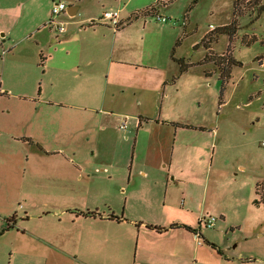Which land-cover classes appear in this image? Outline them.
Listing matches in <instances>:
<instances>
[{
	"label": "rangeland",
	"instance_id": "rangeland-1",
	"mask_svg": "<svg viewBox=\"0 0 264 264\" xmlns=\"http://www.w3.org/2000/svg\"><path fill=\"white\" fill-rule=\"evenodd\" d=\"M2 1L7 4L0 20V29L3 30L0 32V89L10 88L13 96L0 98V236L7 230L5 218L17 212L19 232H22L20 229H33L53 239H60L68 233L80 238L87 248L84 252L90 256V264H133L131 257L126 262L119 258L108 260V249L115 246L117 241L135 243L132 238L128 239L125 229L112 225L103 231L90 221L76 219L72 215L75 212L98 211L120 216L127 210L129 219L136 221L156 222L162 217L160 212L141 213L142 199L151 189L158 187L136 176L137 159L133 162V170L130 169L134 148L132 134H127L128 138L125 139L126 134L117 128L119 122L116 123L124 117L110 118L114 131L106 139V146L110 149L107 154L92 155L88 150L81 154H65L62 159L56 156L42 157L34 148L16 142L13 137L20 135L24 128L21 125L16 128L20 120L14 112L8 115L4 111L6 105L15 102L14 95L31 96L35 90L37 92L43 80L41 55L47 58L52 52L48 47L53 45L58 34L57 28L49 29L47 26L52 18V4L63 2L71 7L74 2ZM115 1L82 0L80 10L73 18L61 14L54 20L64 23L66 32L89 15L99 19L107 10L133 12L131 15L138 16L141 22L146 21L147 30L158 39L160 57L170 53L171 58L174 50V61L192 63L194 70L178 83L177 97L184 105L165 108L162 114L181 122L189 121L206 132L195 133L193 137H188L190 139L185 137L178 145L186 149L174 156L171 177L175 176V181L181 182L177 187L172 185L167 198L165 184L161 183L157 189L159 205L166 203L168 207L173 205L177 209L185 205L190 215L180 218V215L173 213L171 218L176 221L180 219V224H175L179 226H186L184 222L196 223V230L202 215L216 218L214 228L203 227L202 237L197 240V244L200 242L198 245L208 249L199 252L196 264H226L224 261H227L228 255L259 256V250L264 249V201L256 195L255 186L264 184V12L257 16L252 7L254 1L258 6L264 5V0L246 1L243 12L235 16L232 9L234 0H174L160 12H156L152 0ZM149 9L167 19L171 18L172 21L167 22L169 28L151 16L143 17L149 14ZM184 19L190 22L186 34L182 25ZM233 21L236 31L232 38L218 36L212 49L206 50L205 36L212 35L209 33L211 30ZM44 25L47 28H43ZM174 31L179 32L180 42L178 46L174 42L169 47L170 34ZM151 34L146 35L143 41V47L150 50L151 46H156L149 42ZM161 39L166 42H161ZM40 41L46 44L41 50L37 45ZM145 48L142 49L141 63L153 59ZM228 59L232 60L229 64ZM227 66L230 78L221 92L219 73ZM166 94L171 98L170 90H166ZM161 98L165 99L160 94ZM117 100L134 104L135 109L130 108V115L137 116L141 111L145 115H153L155 112L152 104H142L145 97L141 99L128 95ZM137 101L140 103L135 104ZM133 123L129 118L128 127L132 128ZM86 135L88 133L73 134V146L90 147L96 138L91 135L86 138ZM51 164L70 167L55 173L48 168ZM79 164H83V167L75 171V166ZM67 177L73 178L72 181H76L73 187L82 192H78L77 197L63 193V200H58L59 193L44 186L50 184L45 181ZM131 178L134 179L132 185ZM261 190H264V185ZM199 204L205 208L197 209ZM34 215L39 217L34 218ZM25 216L29 219L23 220ZM2 226L4 229L1 231ZM14 235L11 233L0 239V264H11L9 243L16 244L17 240L12 237ZM17 238H20L19 235ZM181 238L178 237V241L181 242ZM204 240L215 247L205 244ZM188 250L192 251L190 243ZM97 251L103 260L101 256L98 260L94 258ZM17 258L21 264H31L23 256ZM42 261L43 258L38 256L33 263L41 264ZM179 264L195 263L188 258Z\"/></svg>",
	"mask_w": 264,
	"mask_h": 264
},
{
	"label": "crops",
	"instance_id": "crops-1",
	"mask_svg": "<svg viewBox=\"0 0 264 264\" xmlns=\"http://www.w3.org/2000/svg\"><path fill=\"white\" fill-rule=\"evenodd\" d=\"M71 1L74 2L71 5L72 8L63 14L70 19L79 12V3L82 0ZM172 1L174 0H152V4L157 12H160L165 10L167 4ZM6 4L0 0V20L3 19L1 14ZM119 13H121L122 26L117 30L110 27L106 21L101 20V17L97 19L93 15H89L81 23L75 24L71 30L63 33L58 32L57 39L53 45L48 47L52 52L48 54L47 58L41 55L43 80L40 82L37 92L35 90L34 95L31 96L14 95L15 102L13 101L10 106L6 105L4 111L8 115L14 112L20 120L17 121L19 124L16 128H19L20 125L21 128H24L19 133L20 135L13 137L16 142L25 145V147L34 148L42 157L56 156L62 159L65 154H81L88 150L92 155L104 156L110 151L106 146V139L114 131L110 118L119 116L121 119L124 117L120 121H116V123L119 122L118 129L123 121L127 123L130 118L134 121L132 128H129L127 124V129H120L126 134L125 139L130 133L134 141L130 169L133 170V162L137 159L139 163L135 165L136 176L141 177L149 184H156L158 188L161 183H164L165 197L167 198V193L172 189V185L177 187L181 182L175 181V176L171 177L173 176L174 156L186 149V147L182 148L178 145L183 142L185 137H193L195 133L202 131L206 132L205 129L202 130L201 127L189 121L181 122L174 117H164L162 114L165 108H178L184 105L177 97L179 95L178 83L195 67L192 63L185 62L189 67L185 72L180 73L179 66L174 61V50L171 56L173 59L170 58V53H166L162 57L159 56L158 39L147 30L146 21L141 22L138 17L134 18L133 14L131 15L133 12L119 11ZM50 15L52 17V14ZM143 17L148 18L149 16ZM184 20L185 24L182 25L184 34H186L190 22L189 19ZM82 23L85 26L80 25ZM162 24L168 28L170 26L167 23ZM47 26L49 29L54 27L49 23ZM47 26L42 27L47 28ZM2 31L0 29V32ZM148 34H151L149 42L156 45L155 47L151 46L152 50L143 47V41ZM180 37L179 32H172L168 46H172L174 42H180ZM162 41L166 42L161 39ZM37 45L40 50L46 46L42 41L37 42ZM144 48L153 58L147 63H141L142 54H144L142 49ZM160 60L162 61L160 62ZM166 90H170L171 98L167 94L165 95ZM11 92L10 88H1L0 98L13 96ZM152 94H154L153 97ZM160 94L165 99H159ZM128 95L141 99L145 97L146 100L142 104H152L155 109L154 114L145 115L141 111L137 113V116L130 115L129 110L131 107L135 109L134 104L129 101L117 100L118 97L126 98ZM139 103L140 101H137L135 104ZM120 105L122 106L119 108ZM119 111L123 113H119ZM79 132L88 133L93 138L95 136V142H92L90 147L73 146V134H79ZM186 143L188 144V141ZM64 167L66 169L70 166L66 164L48 166L55 173ZM75 167V171H78L83 167V164ZM72 179L67 177L49 180L45 182L50 184L44 186L51 187L53 191L55 189L59 193L58 200H63V195L61 196L63 193L77 197L78 192L82 191L77 190L76 186L73 187L72 184L76 181H72ZM133 183L134 179L131 178L130 185ZM158 188L151 189L149 194L142 199L143 204L141 205V213L145 215L156 212L162 214L163 218L161 217L156 222L129 219L127 210H124L120 216L101 214L98 211L92 212L94 215L89 218L74 213L72 215L76 219L90 221L103 231L112 225H115L117 229L123 228L128 232V239L135 240V243L132 244L127 241L124 243L117 241L115 246L108 249L110 252L108 260L119 258L126 262L131 257L133 264H179L185 259L191 258L196 264L199 252L208 249L197 244V233L178 227L162 232L154 229L169 228L170 225L180 224V219L176 221L171 218L173 213L180 215V218L182 215H190V211L185 209V205L178 206V209L173 205L168 207L166 203L159 205ZM181 194L184 193L181 191ZM13 204L17 205V203ZM202 208L205 206L199 204L197 209ZM16 213L11 216L13 217L12 228L3 231L4 233L0 236L1 239L2 236L7 237L11 233H15L12 237L17 240L16 244L9 243L11 245V264H21L17 258L20 256L29 259L31 264H34L33 260L38 256L43 258L41 264H90V256L84 252L87 248L83 246L80 238H74L68 233L60 239H53L33 229L30 231L20 229L22 232H19L17 229L19 217ZM202 214L204 213L202 212ZM38 217V215H34V218ZM8 218L10 217L8 216L5 220ZM27 218L29 219L28 216H25L23 220ZM184 224L196 230V223L184 222ZM3 226L1 231L4 229ZM148 226H152V228H148ZM202 229L203 227L198 225L197 231L201 236ZM17 235L20 238H17ZM178 237H182L183 240L178 241ZM189 243L192 247L191 252L188 250ZM94 254L96 260L99 256L103 260L98 251ZM258 254L260 255H228L227 261H223L226 264H264V249H260Z\"/></svg>",
	"mask_w": 264,
	"mask_h": 264
},
{
	"label": "trees",
	"instance_id": "trees-1",
	"mask_svg": "<svg viewBox=\"0 0 264 264\" xmlns=\"http://www.w3.org/2000/svg\"><path fill=\"white\" fill-rule=\"evenodd\" d=\"M246 1H248V3H250V0H234L233 1V3H232V9H233L234 16L237 15V14H240L241 12H243V10L245 8V5H246V3H245ZM252 9L253 10H256V14H257V16H259V15H261L264 12V5L258 6L256 4V2L254 1V6L252 7ZM147 16H151V17L154 18V14L153 13L148 14ZM137 17L138 16H135L134 18H137ZM235 31L236 30L234 29V21L232 23H230L229 25L217 27L214 30H211L209 33H211L213 36L212 35H210L208 37L205 36V41H204L205 42V45H204L205 46V49L208 50V51L211 50L212 45L215 44L218 36L225 35L229 39H231L232 38V35L235 33ZM178 45H179V41L176 43V46H178ZM209 55H211V54H209ZM229 59L227 61L228 64L230 62H232V60H229ZM176 62L178 64V66H179L180 73L185 72L187 70V68L189 67V65L187 63H185L184 60H176ZM229 78H230V71L228 69V66L227 67H223L221 69L220 73H219V80L222 81V84H221V86H222L221 87V92L223 91L224 86H225L226 82L229 80ZM263 185L264 184H260L259 183V184H256V186H255L256 195L260 196L261 201H264V190H261V187ZM75 214H78V215L83 216V217H92L94 215L93 213H90V212H86V213H84V212H75ZM12 220H13V217H10V218H8L6 220L7 229L8 228H11V222H12ZM117 220H119V218H117ZM177 227L178 228L183 227L184 229H186V230H188L190 232L192 231V232L197 233V235H198V237L200 239L202 237L200 235L199 231L193 230L192 228H190L188 226H179V225H175L174 224V225H171L169 228H154V229L156 231H158V232H162V231H165L167 229H173V228H177ZM148 228H152V226H148ZM204 242H205V244L210 245L211 247H215L213 244H210L206 240H204Z\"/></svg>",
	"mask_w": 264,
	"mask_h": 264
},
{
	"label": "built area",
	"instance_id": "built-area-1",
	"mask_svg": "<svg viewBox=\"0 0 264 264\" xmlns=\"http://www.w3.org/2000/svg\"><path fill=\"white\" fill-rule=\"evenodd\" d=\"M68 7L63 3V2H54L52 4L51 8V14L53 19H51L48 23L53 25L55 28H57V31L59 33H63L65 31L64 25L62 23H58L54 20V18L59 17L61 14L67 13ZM147 12L149 14L153 13L154 14V19L159 21L160 23H167L168 21L171 22V18H166L164 16H160L157 13H155L154 10L149 9ZM101 20L106 21V23L112 27L113 29L117 30L122 26V22L120 19V13L115 10H109V11H104L101 16ZM173 24H176L174 22ZM184 25V21L182 22ZM121 130L127 129V123L126 121H123L122 124L119 126ZM216 218L211 215H202L199 219V226L200 227H205L207 229H213L215 226ZM198 237V235H197ZM200 238L198 237V240ZM200 242H198L199 244Z\"/></svg>",
	"mask_w": 264,
	"mask_h": 264
},
{
	"label": "water",
	"instance_id": "water-1",
	"mask_svg": "<svg viewBox=\"0 0 264 264\" xmlns=\"http://www.w3.org/2000/svg\"><path fill=\"white\" fill-rule=\"evenodd\" d=\"M70 8H72V7H69L68 9H70ZM75 14H76V10H75Z\"/></svg>",
	"mask_w": 264,
	"mask_h": 264
}]
</instances>
